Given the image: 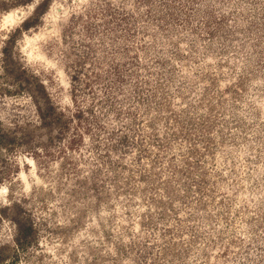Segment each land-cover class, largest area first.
I'll list each match as a JSON object with an SVG mask.
<instances>
[{
  "label": "rangeland",
  "instance_id": "obj_1",
  "mask_svg": "<svg viewBox=\"0 0 264 264\" xmlns=\"http://www.w3.org/2000/svg\"><path fill=\"white\" fill-rule=\"evenodd\" d=\"M45 1L0 0V264H264V0H49L22 28Z\"/></svg>",
  "mask_w": 264,
  "mask_h": 264
},
{
  "label": "trees",
  "instance_id": "obj_2",
  "mask_svg": "<svg viewBox=\"0 0 264 264\" xmlns=\"http://www.w3.org/2000/svg\"><path fill=\"white\" fill-rule=\"evenodd\" d=\"M48 8H49V0L40 4L36 8L35 19L34 18L26 19V21L24 22L25 24L23 25L22 28H25L26 30H29L30 28H32L37 23L36 20H39L41 18V16L44 14L43 12ZM6 51H5V54H6ZM10 56L11 55H8V57H10ZM5 66L7 67L6 70H10L8 68L9 66H8L7 62H6ZM12 72H14V73L17 72V77H19V78H22V77L28 75L27 77H29V78L27 79V83H29V85H30L32 75L29 76L28 70L25 67H17V65H16L14 68H12ZM36 88H38L37 90L41 93V95L43 97L45 96L46 99L48 101H50L49 105H51L52 102L49 98L50 97L49 93H48L47 89L45 88V86L43 85V83L38 80ZM50 107L53 108L52 105ZM38 108H41V107H38ZM43 112L45 113V111H43ZM52 116L51 117L54 118V120L58 119L59 121H62L63 124L66 125V121L63 120L64 114H62L61 112L58 113L55 110L54 113L52 114ZM55 118H57V119H55ZM66 127H67V125H66ZM9 141H10V143L7 145V147H10L11 145L17 144L15 139H11ZM14 207L17 208V210H18V217L15 219L17 228H16V235L13 238V241L15 242V244H17V246L25 248V247H28V245H30L33 242L32 238H31V236L34 235L33 225H31L30 227L28 226V223L31 219H29V217L26 218L23 216V213H24L23 207L19 206L18 203ZM0 220H1V218H0Z\"/></svg>",
  "mask_w": 264,
  "mask_h": 264
},
{
  "label": "bare ground",
  "instance_id": "obj_3",
  "mask_svg": "<svg viewBox=\"0 0 264 264\" xmlns=\"http://www.w3.org/2000/svg\"><path fill=\"white\" fill-rule=\"evenodd\" d=\"M25 14L23 12H17L16 17L22 21L24 19ZM3 194V191L0 190V195Z\"/></svg>",
  "mask_w": 264,
  "mask_h": 264
}]
</instances>
